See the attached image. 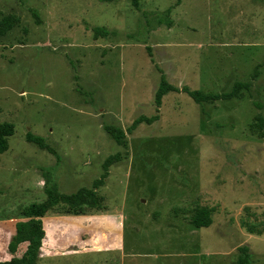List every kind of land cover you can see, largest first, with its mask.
Instances as JSON below:
<instances>
[{"label": "rangeland", "instance_id": "rangeland-1", "mask_svg": "<svg viewBox=\"0 0 264 264\" xmlns=\"http://www.w3.org/2000/svg\"><path fill=\"white\" fill-rule=\"evenodd\" d=\"M7 15L19 23L0 37V122L15 125L0 153V217L20 204L26 219V207L45 201L46 171L71 194L92 188L105 160L121 155L96 208L44 216L37 264H238L243 246L249 264H264V137L255 125L264 117V0H139V8L0 0V19ZM98 26L109 34L95 37ZM161 73L206 93L252 85L204 103L170 92L158 107ZM106 125L125 132L124 144ZM203 207L213 222L196 227Z\"/></svg>", "mask_w": 264, "mask_h": 264}, {"label": "trees", "instance_id": "trees-1", "mask_svg": "<svg viewBox=\"0 0 264 264\" xmlns=\"http://www.w3.org/2000/svg\"><path fill=\"white\" fill-rule=\"evenodd\" d=\"M135 8H139V0H131ZM34 16L39 21L38 14L34 11ZM160 23H171L170 21L161 18ZM17 23H19V17L15 15H7L0 19V37L6 35ZM95 37L107 36L109 31L104 27H95L93 29ZM259 74L258 67L255 69L252 78L255 79ZM251 82L237 81L233 85L232 89L228 92L221 93H206L200 89H191L188 86L178 87L173 85L167 79L164 73H161V79L159 87L155 95V103L158 107L161 106L164 96L170 92H184L189 95L196 103L212 102V101H225L237 98L242 90H249L251 88ZM256 107L261 108L262 105L258 102L254 103ZM159 119L158 115L147 117L141 116L134 121L129 130H133L138 124L142 122L152 123ZM255 125L260 128L261 135L264 137V117L257 116ZM106 131L113 136L118 144H124L125 132L113 126L106 125ZM15 133V125L10 122H0V153H4L9 148L8 138ZM29 142H33L40 146L42 149H46L48 152L57 155L56 150L48 145L45 138L40 135H35L31 132L26 136ZM58 156V155H57ZM121 155L115 154L109 156L104 164V172L99 179L93 182L92 188H80L77 192L71 194H65L59 191L58 185L53 181L49 171L44 174V191L46 193V200L41 203H33L26 207L23 211L27 220L17 223L16 233L12 237L9 243V249L12 253H15L19 244L28 242L27 248L23 255L19 257H13L8 261H0V264H37L40 259V251L44 244V238L46 237V230L44 226V216L53 208L57 206H63L70 212L77 213L84 206L90 208H96L101 198L97 193V189L104 185L108 176L109 167L120 160ZM212 209L203 207L199 209L192 217V224L196 227H209L212 224ZM241 255L238 260V264H249V251L248 247H241Z\"/></svg>", "mask_w": 264, "mask_h": 264}, {"label": "crops", "instance_id": "crops-1", "mask_svg": "<svg viewBox=\"0 0 264 264\" xmlns=\"http://www.w3.org/2000/svg\"><path fill=\"white\" fill-rule=\"evenodd\" d=\"M19 207L20 204H15L8 210L9 212L7 215L0 217V261H8L13 257L20 258L27 248L28 242H24L19 244L15 253H12L9 249V243L16 233L17 223L27 220L20 219Z\"/></svg>", "mask_w": 264, "mask_h": 264}]
</instances>
